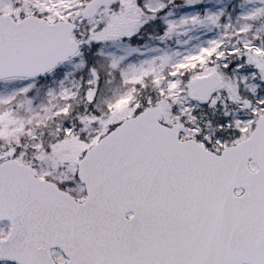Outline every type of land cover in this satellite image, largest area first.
<instances>
[{
	"label": "snow or ice",
	"instance_id": "1",
	"mask_svg": "<svg viewBox=\"0 0 264 264\" xmlns=\"http://www.w3.org/2000/svg\"><path fill=\"white\" fill-rule=\"evenodd\" d=\"M0 264H264V0H0Z\"/></svg>",
	"mask_w": 264,
	"mask_h": 264
}]
</instances>
